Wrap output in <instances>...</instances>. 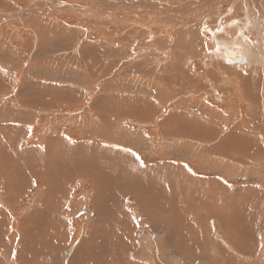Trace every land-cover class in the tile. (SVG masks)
Listing matches in <instances>:
<instances>
[{
	"label": "rangeland",
	"instance_id": "374dc122",
	"mask_svg": "<svg viewBox=\"0 0 264 264\" xmlns=\"http://www.w3.org/2000/svg\"><path fill=\"white\" fill-rule=\"evenodd\" d=\"M252 3H254V4H252ZM135 5H138V6H135ZM210 5H212V8L214 7L213 8L214 12L218 11L217 16L221 19L219 21V25L221 27H226V26L232 27L235 25L234 23H240V24L243 23L247 17L250 19V14H251L252 9L254 10L256 16H258V17L259 16L262 17L263 15H261V14L264 11V7H263L264 6V0H246V5L243 4L242 0H239V1L238 0H229V1H227V0H0V28H1L0 29V37H1L0 38V44H1L0 45V52H1L0 53V128H1V126L6 127L9 124V126H12V131H10L11 129L8 127H6V129L10 131V133H11L10 136L14 137V135L16 136L15 133H17V135H21V133H23V136H25V138L28 137V140H31L33 138L32 139L34 142L33 144L36 143V145L39 144L40 146L46 145V150H47V152H49L51 154V157L55 153H57L56 155H58L59 152H61L62 150H64V151H62L58 156L61 155V156L65 157L66 154L71 153L72 149H75V148H73L74 145H77V146L80 145L84 148H91V147L104 148L105 147L104 148L105 154H107L109 157L113 158L115 161L118 162V156L119 157L123 156L124 152H122V151H125L124 154H127L125 156H128V158L130 159V164H127L128 166H125V167H123V166L117 167L118 165L116 164V170L122 171V173L124 175H126L125 171H129V172L131 171L133 162H135L138 165L141 163H144V164L148 163V164H152V165L154 164V165H156L155 166V168H156L159 165V163H165V160H164L165 157L168 159L169 165H172L173 162L180 163L182 165L180 168L184 172L187 173V171L183 168V162H185V160H187V162H188L187 169L190 170L194 176L202 177V178H209V181L213 185H215V189H217L218 191L220 189L219 193L216 192V193H214V195L212 197H210L211 200H210V198L206 197V199L202 203L203 206L200 209H198L196 211V207H195V211L193 210V214L195 216L197 214V216H198V214H201V211H202V213H203L202 217H206L205 221H208V223L210 224V226L212 227V229L214 231H216L218 233L220 232L221 235L224 234V232L229 234V240H226L227 242H225V240H224L225 244L230 245V246H231V244L241 246L243 243L246 242V244L249 243L251 246H253L252 250L254 252H257L258 249L255 247H257L260 244V238H262L264 236V216H262L264 214V208H263L264 206L262 208H258V206H257V205H259V203L264 205V166H263L264 160L261 162H258V160L253 159L252 156L254 155L253 154L254 152L250 151L248 153V157L246 156L247 153H244L245 158H243L244 156L242 158L241 157H239V158L232 157L230 159L231 161L228 162L227 158L222 155V152H219V153L216 152L217 153L216 158L218 160L220 159V161L217 160V163L212 164L209 161V159L211 160L212 157L207 160L208 152L210 153V150L212 148L216 149V147H218V148H222V147L221 146H215L216 144H214L212 146L213 143L211 145H208V144L203 145L201 143H203V142L205 143L207 141L202 142L200 140V138H198L199 140H197V137H195L196 140H194L193 135H191L193 137L192 138L190 136V134H188V133L181 132L182 133L181 134V133L176 132L174 125H176L177 123L176 122L173 123V121L170 119L174 116H181L182 115L183 122L186 120H187L186 122H188V121L192 122L191 120H196V118H198V115L196 114V112L201 111V110H198V108H196L197 106H195V108H193L194 107L193 103L198 104L197 102H199V103L203 102L204 104H201L202 106H206V105L210 106V104H208L209 102H214L215 104H217V101L215 102V100H212L214 91L220 93L217 88L215 90V86H214V84H212L215 81L213 79L215 78L216 73H213L214 76L212 75V77L210 76V74L207 75L208 74L207 72L209 69H206V67L203 65V62H202L203 57L206 54V52L209 50V45H210L209 44V35L206 33V30L204 29V22H207L210 18H208V17L206 18L205 16L201 15V13L205 12V10L207 8H209L207 6H210ZM215 5H216V7H215ZM227 6L229 9L228 8L226 9ZM246 6L248 8V10H247L248 13L245 12V10L247 9ZM217 8L219 10H217ZM240 9H241V11H238ZM236 11H238V12H236ZM207 13H208V11H207ZM239 13H240V15H239ZM225 14H227L228 16ZM243 15L245 17H243ZM232 16L234 19L232 18ZM153 17H155V18H153ZM202 19H204V20H202ZM136 22H137V24H136ZM250 24H251V26L254 25V23L251 20H250ZM142 26H144V27H142ZM158 26L160 29L158 28ZM248 26L250 28V25H248ZM233 28L234 27H232V29ZM230 31H233V30H231V28H230ZM138 32H139V34H138ZM244 32H246V33H244V35H245L248 32H250V29L245 30ZM226 33H228L227 35H230L231 32H226ZM2 35L4 37H2ZM145 35H146V37H145ZM125 36H126V38H125ZM149 36H150L151 40L148 39ZM131 37H134V38H131ZM230 37H239V36H236V33L234 32V33H231ZM253 38H255V35L251 34L249 39L253 40ZM130 39H131V41H130ZM246 41H248V40H246ZM132 42H135V43H132ZM68 44H70V45H68ZM121 44H124V45L126 44V46L130 44L131 48L129 46V47H127V49L128 48H130V49L126 50V49H124L125 47ZM148 46H149V48H148ZM151 46L153 49H150ZM207 46H208V48H207ZM1 47L4 49L6 48L5 49L6 52ZM143 47H144V50H142ZM139 48H141V49L139 50ZM76 49H77V51H76ZM133 49H134V51H133ZM100 50H101L102 54H101ZM147 50H149V51H147ZM151 50H152V52H151ZM120 53L123 54L121 57L118 56V55H120ZM254 53H256L255 49H254ZM98 55H99V57H98ZM187 55L190 58H187L186 57ZM190 55H194V56H190ZM100 58H101V60H100ZM157 59L162 60L161 62L162 63L164 62L163 63L164 65L161 63L162 65L160 64V66H159L157 63ZM97 60H100V61H97ZM183 60H185V61H183ZM187 60H189V62ZM212 62H213V60H212ZM185 63H188V65L187 64L185 65ZM221 63H223V62H221ZM155 64H156V66H155ZM85 65H86V67H85ZM138 65H139V67H138ZM220 65L221 64H213L211 67H220ZM94 66H95V68H94L95 70H92ZM185 66H187V67H185ZM120 67L135 68L137 70L136 71L137 74L139 73L138 75H140L144 80L139 81L138 77L133 75V71H135V70H132V71L129 70V71H131V72H129L130 76H126V79H127L126 82L124 80L118 81L119 80L118 79V69ZM144 67H146L148 69L146 70V68L144 69ZM155 67H159V68H155ZM208 67H210V66H208ZM141 68L144 71L145 70L146 71L142 73ZM223 68L224 67H222L221 73L225 74L227 72V70L225 72V70H223ZM89 70H92V71H89ZM120 70H121V68H120ZM153 70L155 71V73ZM191 70H193V71H191ZM95 72L96 73L98 72V74H96ZM203 72H205V73H203ZM241 72H239L238 75L241 76ZM129 73H128V75H129ZM244 74H245L244 76L247 77V75H248V77H249L250 71L246 70ZM260 74L261 73H259V75ZM158 75H159V77H158ZM167 75L171 78H169ZM229 75H231L228 77V78H230V81H233L234 79H236V78H234L236 76V74L234 72H231ZM161 76L163 77V79H161ZM188 77H189V80H188ZM128 78H129V80H128ZM131 78H133V80ZM191 78H193V79H191ZM243 78L245 79V77H243ZM149 79H150V82L147 81ZM201 79H203L205 81H203ZM244 79H241V77H238V81L241 80L240 85H238V87H241L242 91L238 92L240 94H238L236 101L233 98V94H232V92L235 93L236 91L231 89L230 85H226V84L221 83L220 79L218 82L215 81L218 84L220 83L219 85L216 84L217 86L220 87L222 85L223 88L226 89L225 91L227 93L226 92L225 93L227 95L224 94L225 95L224 99H226V97L229 98V95L232 96V101H230V98H229L228 103H226V105L229 107L227 110L228 112L231 109L234 111L233 115L236 114V112H241V114H243V112H245V111H247L249 114V111H250L249 108H251V110H254L253 109V107H254V108H256V111H257V109H259V106H260V105L258 106V104H256V105L254 104L253 101H256V100H253L250 97L248 90L246 88V87L249 88V82H245L246 80H244ZM162 80H164V81H162ZM260 80L261 79H259V80L256 79L254 81L259 82ZM146 81L148 83H151V85H149L148 88L153 91L152 93L155 94L151 98L152 103H153V100L155 102L159 99L157 101V105L159 104L158 105V114H156L153 117V119H150L151 121H149V125L151 124L150 125L151 127L145 128L144 126H142L140 128L139 125H137L135 123L136 120H133L131 118H129V119L128 118H122L124 120L120 121V124L118 127L117 126V124H118V120H117L118 119V105H117V107L114 105H111L109 107V109H110L109 111L111 113L109 112L107 114H106V112L108 111V109L105 110L103 108V106L110 105V104H108V102L118 104V101H119L118 98L123 96V93H121V89L126 86V84H123V83H129V84L131 83L130 86L127 85V87L129 89L125 88L129 92V90H131L130 88H133L136 85V83L137 84H139L140 82L146 83ZM132 82L134 84H132ZM209 82H211V84ZM166 83H168V86H164V85H166ZM192 84H194L195 86ZM244 84H245V86H244ZM156 85H158V88ZM159 85L164 86V87H160ZM191 85H192V87H191ZM213 86H214V89H213ZM224 86H226V88ZM228 86H230V87H228ZM23 87H25V89L27 91L23 90ZM197 87L199 89H197ZM29 88H30V90H29ZM136 88L141 89L142 85H137ZM208 88H210V89H208ZM32 89H33V91L35 90V92H38V91L39 92L34 95V92L32 93ZM160 89H161V93H159ZM45 90H46V92H45ZM61 90H63L62 95L63 96L65 95L64 97L66 99H64L63 96L62 97L59 96L60 98H57V95L59 94V92ZM189 90H192V92L194 90V94L188 93ZM195 90H197V91L195 92ZM239 90L240 89H237V91H239ZM23 91H26V92L23 93ZM28 91H29V93H27ZM209 92H210L211 99L209 98V94H208ZM44 93H47V94H44ZM24 94H25V96H24ZM66 94H68V95H66ZM130 94H129V96H130ZM243 94H244V97H247L246 99H249V100H246L243 97ZM255 94H256V92H255ZM133 95L136 96L137 94L134 93ZM161 96H163V98H161ZM165 96H166V98H165ZM172 96H174L175 100ZM111 97L113 100L111 99ZM203 97H204V99H202ZM214 97L216 98L215 95H214ZM131 98H132V96H131ZM171 98H172V100H171ZM196 98L198 100H196ZM105 99H107V100H105ZM250 99L252 102L250 101ZM85 100L88 102V103H86V105H85ZM145 100L143 103L149 104L148 100H146V101ZM30 101H32L33 103ZM41 101H43V102L39 103ZM149 101H150V99H149ZM187 101L188 102L190 101V102L187 103ZM28 102L31 103V105L33 107L30 106L28 104ZM57 102L60 103L59 106H57L58 105ZM80 102H83V104ZM223 102L224 101H222V100L218 101V103H220V104H222ZM54 103H55V107H53ZM258 103H259V101H258ZM62 104L64 105L63 108H62V106H63ZM73 104H75V105H73ZM76 104L77 105L79 104V105L76 107ZM145 104H143V105H145ZM180 104H181V106H180ZM220 104H217V105H220ZM249 104L251 105V107L249 106ZM60 105H62V106H60ZM70 105H71V107H69ZM92 105H94V106H92ZM98 105L100 106V108L104 109V110L101 109L102 116H101L100 112L97 110V108L99 107ZM234 105H235V108L233 107ZM47 106H50L49 109ZM65 106L69 107V108H66ZM80 106H81V108H80ZM82 106H85L84 109H82L83 108ZM172 106H174V107H172ZM72 107H73V109H72ZM95 107H96V109H95ZM57 108H59V109H57ZM85 108H88V109H85ZM100 108H99V110H100ZM112 109L114 110V113H113ZM57 110L59 112H57ZM87 111H88V113H87ZM177 111H179V112H177ZM256 111H254V112H256ZM257 112H258L257 115L259 117V110ZM115 113H117V114H115ZM175 113H177V114H175ZM178 113H179V115H178ZM192 113L194 115H192ZM170 114H171V116H169ZM241 114L238 116V118L241 119L239 121H243ZM112 115H117V116H115L114 120L112 117H108L109 119L105 117L106 122L104 121L103 116H112ZM81 116H84L83 117L84 119L81 118ZM161 116H163V117H161ZM59 117H61L62 119ZM194 117H196V118H194ZM85 118H87L88 120ZM92 118H94V119H92ZM99 119H101V120H99ZM59 120L62 122H60ZM115 120H117V121L115 122V124H112V127L108 126L109 124L111 125V122H113ZM125 120H127V121H125ZM239 121H236L235 125H239L238 124ZM247 121H248V119H247ZM101 122H103L104 125L108 124L107 129L105 128V126L102 127L101 124H103V123H101ZM99 123H100V125H99ZM203 124H204V122H203ZM83 125H84V127H83ZM89 125H91V126H89ZM92 125H93V127H92ZM256 125H257V122H256ZM85 126L86 127L89 126V127L86 128ZM133 126H135V127L133 128ZM172 126H173V128H172ZM204 126L206 128H208L212 125H210V124L205 125L204 124ZM18 128H19V130L16 131ZM142 128H143V130H142ZM51 129H52V131H51ZM104 129H106V130H104ZM151 129H152V131H151ZM112 130H114V131H112ZM161 130H163V131H161ZM37 131H38V133H37ZM57 131H59V134H57L58 133ZM241 131L244 132L247 136H249L250 139H252L256 143V146L260 148L259 153L260 152L264 153V141L260 140V137L258 134L252 132V130H250L251 132L250 131L245 132L243 129H241ZM109 132H111V133H109ZM131 132H133V133H131ZM108 133L111 134L110 137H109ZM126 133H129V135ZM250 133H252V134H250ZM116 134H118V135H116ZM137 134L140 137H138ZM180 134H181L182 138H181ZM141 135H143V137L145 138L143 140H145L146 142L142 141ZM126 137H129L127 139L131 140L132 142L127 140ZM256 137L258 138V140ZM99 138H101V139H99ZM119 138L121 139V141L119 140ZM16 139H17V137H16ZM116 139H117V141H116ZM50 140H51V142L48 143ZM59 141H62V142L64 141V142L59 143ZM80 141H81V143H80ZM147 141H148V143H147ZM200 141H201V143H200ZM67 142H68V144H67ZM121 142H123L122 146H121ZM134 142H136L137 144ZM195 142L199 144L200 150L198 149L199 147ZM45 143H48V144H45ZM56 143H57V145H56ZM118 143H119V145H118ZM107 144H109V146ZM187 144H190V145H187ZM200 144H201V146H200ZM49 145H50V147H49ZM51 145H53V146H51ZM55 145H56V147L59 145L62 146V149L61 150L55 149ZM202 146H207V148L205 149L203 147L204 148V151H203L202 150L203 148H201ZM254 147H255V145H254ZM112 148H113V150H115L114 152H113ZM126 148L128 150H126ZM208 148H209V150H207ZM252 148L253 147L251 146L250 150H252ZM170 149H172V150H170ZM230 149H232V147H230ZM158 150H159V152H158ZM67 151H70V152L67 153ZM191 151H197V155L199 154V156L194 155ZM116 152H118L117 155H116ZM190 152L192 153V155ZM62 153H65V154L62 155ZM121 153H122V155H121ZM128 153H130V154L128 155ZM188 154H190V155H188ZM209 155H211V153ZM78 156L80 157L79 161H77V159H76V157H78ZM262 156H264V154ZM71 157H73L72 162L74 160H75L74 162H76V161H77V163L79 162L78 166L76 168L77 170H82V171H84L85 169L89 170L88 174L91 175L92 180L99 181V180H101L100 179L101 177L103 178L104 175H108L110 173V171L114 170L113 167L109 168V164L106 163V160H107V162H110V160L107 157L104 158L105 156L104 157L101 156L100 159H102V160L100 162L94 163L96 166V167L95 166L94 167L96 169L94 167H92L90 163L86 162L87 160H89L92 157V155H90V152H75V153L71 154L70 157H68V158L66 157V158L71 159ZM195 157H197V158H195ZM0 158H1L0 159V163H1L0 166L2 164H3L2 167H4V164H5V166L11 165L12 166L11 169L12 170L15 169L14 171H11V172L16 173V168H14V167H16L17 165H15V164H13L15 166H13L12 164L6 165V163L5 162L3 163V161H2L3 159L1 157V155H0ZM7 159H9V158L7 157ZM133 159H135V161ZM239 159H241V160L237 161ZM68 161L69 160H66V162H67V164L65 163L66 167H65V165H63V167H65V170H66V172H64V173H66V174L73 172V170H72L73 166L70 163H68ZM97 161H98V159H97ZM123 161H125V158ZM123 161H122V163H124ZM191 161H195L199 166L189 164ZM232 161H233V163H232ZM47 162H49V161H47ZM207 162H208V164H206ZM17 163L20 165V167L22 166L21 168L25 167L22 165L23 163H25L24 161H19ZM225 164L228 165V166L226 165L227 166L226 171H222V170H221V172H219V171L214 172L213 171V173H211L210 176L207 173V171L209 170L208 167H210V165H214V166L218 167L217 170H219V169H222V167L225 168L226 166H223ZM260 164H261V166H260ZM98 165H100V166H98ZM107 165H108V167H107ZM38 166H40V165H38ZM41 167L45 168L46 170L44 169V172L41 171V173L35 174V176H32L33 178H30L29 175H27V176L23 175V177H25V178L20 177V179L25 181L24 185L22 187L23 191H25V192L20 190L21 194H17V197L12 196L8 192V190H2L3 188H1L2 186H0V193L2 192L0 194V198H3L2 204L4 205L3 207L0 205V207H2L0 210L1 211L0 212V218H1L2 214H4V213L7 214L10 211H12L13 219L16 220L15 223L18 225L17 229H15V231L17 233L14 231L15 234H18L21 232L20 229L24 223H26L25 225H27V223H28L27 226L31 228V226H34V227L43 226L44 224H46L45 222L53 223L56 220L55 221L56 223L54 222L53 224L56 227H59L61 225V226H63L64 229L60 226L59 228H57V230L59 229L58 233H54L53 231H51L53 235L55 234L54 239H55V242L57 243V244L54 243L55 244L54 245L55 246V254H53L52 258H49L47 256L46 257L42 256V258H39V259L31 258L30 260H28V263H25L24 261H21L17 258V262L15 263L14 259H16V258H13V256L15 257L17 255V251L14 249V246H15V248L19 249V247L21 245V240L20 241L16 240V245L14 244V246H13L12 231L9 230L10 231V233H9L8 227H6V229L4 228L3 231L5 230V233H3V235L1 234L0 238H2V236H3V238H6V236H8L9 240L7 242H5L7 244H2V246L0 247V256H4V257L8 258L7 256L9 255V253H13L12 257H10L12 261H9L7 264H10V263L11 264H18L19 261H20L19 262L20 264H53V263H51L52 261H55L56 264H61V263L63 264V262H65L64 264H66V263L69 264L70 259L73 260L74 257H77L78 252L80 251L81 247L88 246L87 242L86 241L84 242V240L88 241L91 238L92 239L94 238L95 239L94 245H95V244H98L99 242H101V240H102L101 238L105 236L106 230H109V231H107L108 235H114V232H118V227H116V228L110 227V229L107 227V225H109V223H111L110 218L108 219V221L106 223L104 218H103L104 216L101 218L99 216H95L96 210L94 209V206L92 205V203H90V200H85L86 195L89 194L87 191L92 193V195L94 193L92 188L88 187V184L86 182L84 183L82 188L79 187L76 191H74V194L71 193L68 196V198H69V200L67 201L68 206H67V208H65L62 216L67 215V214L68 215L64 216L65 219L63 221L59 222L57 219V216H58V214H60V210L58 211L55 207L56 190L51 189V191H49L48 194L45 192V189L50 187L49 183H50V179H51V176H49L50 173H47V169L52 172V175H53L52 178L53 179L56 177V175L58 173H57V171H54L53 169L50 170L49 165H48V167L46 165H45V167L41 165L40 168ZM229 169L232 172L231 171L229 172ZM238 171H242V172L244 171L245 173H247L246 175H248L249 178H246V176H243V175L239 176L242 172L237 174ZM34 173H36V172H34ZM34 173L32 171L31 175H34ZM45 174H48L47 177ZM59 174H60V172H59ZM228 174L230 176H227ZM43 175H45V177ZM85 175H87V174H85ZM225 175H226V177H225ZM231 178H232V180H231ZM8 179H10L9 176L6 178L0 177V184L9 183V182H12L14 180L12 178V180L8 181ZM27 179H28V181H27ZM48 181H49V183H48ZM136 181L143 183V181H139V180H136ZM58 183H59V181H58ZM58 183L56 184V186L58 185ZM224 183H226V184H224ZM75 185L76 184H73L72 188H74ZM192 185H194V184H191L190 187H186V188L194 189L195 186L197 187V185H194V186H192ZM179 186H181V184H179ZM32 187L34 188V190ZM36 187H38V188H36ZM35 189L38 191H40L39 189H41V191L38 192ZM226 189H230L231 194H229L228 190H226ZM249 189H251L252 192H248ZM182 190L183 189H180L178 187V194L176 195V199H178ZM221 190H223V191H221ZM136 191H137L136 188H134L132 190V192H136ZM170 191L171 190H169L168 193H170ZM22 194H24V195H22ZM32 194L33 195L35 194V195L33 196ZM49 194H50V197L52 199H55V200L49 201L50 207L47 211H45L46 210L45 200H47ZM136 194H137V192L134 194L135 198H133L134 196L131 197L127 203L128 205H126V206H128V208L131 211H132V209L135 211L133 213V215L130 214L131 218L133 219L132 222L135 219L136 222L141 224V223H144V222H142L143 218L145 221L147 219H149L147 221V224L149 226L150 232H145V230L148 227L144 228V229L140 228L137 232L133 231L136 229V228H134L132 230L133 231L132 233H133V237H134V243H135V241H138V244L135 243V245L138 249H134L131 252L129 249V251H127L126 253L121 252V254L118 255V259L121 260L122 262H124V264H133L134 260L138 261L139 264H170V263H167V261L169 260V258L172 255V256H175L172 259V262L176 261V262H174V264H179L180 262H181L180 264H196L195 260H194L195 249L193 250L192 246L191 247L187 246L188 248H185V249L181 248V250H184V253H182V254H179L176 251L170 250V248H169V250H170V252H169L163 246L164 245L163 243H165V241L168 242L169 234H170L169 233V227H171L168 225V222L166 221L167 217L161 215V216H157L155 219L154 215L152 216V218H150V217H145L144 215L139 213L137 211L138 204L136 203L137 202L136 199H137V196H142V194L141 195H136ZM171 194L172 193L169 194V198H170ZM18 195L20 198L18 197ZM167 196H165V198ZM151 198L152 197L149 195L148 199H151ZM225 200H227V201H225ZM182 202H183V204H181V205L184 208V206L186 204H185V201H182ZM5 203H7V204H5ZM189 204L192 207L193 203L188 202V205ZM87 206H92L91 210L89 211L90 214H88L86 217L87 220L76 221V222L73 221V219H74L73 215H76L75 220H79L81 217L86 216V211H88L86 208ZM128 208H127V210H128ZM252 208H254L253 211H251ZM255 208H257L256 212H255ZM9 209H10V211H8ZM80 209H83L82 210L83 212ZM254 212L256 214L258 213V215L253 214ZM261 212H263V214H260ZM36 213H38V214H36ZM39 213L42 215H40ZM134 215L136 218L134 217ZM137 216H139V217L137 218ZM45 217H46V220H45ZM66 217L67 218L69 217V219H67ZM27 218H29V219H27ZM154 219H155V221H153ZM254 219H256L255 221H258V223L256 222L258 227L254 225V221H253ZM38 221H42V223L38 222ZM86 221H87V223H86ZM57 222H59V223H57ZM73 222H75V223H73ZM98 222L102 225L101 226L102 232L99 233L100 235H96L97 237L96 236L94 237V235H95L94 232L96 229V225H98ZM39 223H41V224H39ZM243 223H248L250 228L248 227L247 224H243ZM57 224H59V225L57 226ZM80 228H82V229H80ZM203 228H207V226H205V227L197 226L194 230H192V232H194L192 234V238L195 239L197 242L201 243L202 245H203V240L200 237V233H202V230H204ZM253 229H257L256 235H252V233L250 232V230H253ZM59 231H60L61 235H60ZM65 231L67 232L68 236L65 234L66 233ZM73 234H74V237H73ZM9 236H11V237H9ZM59 236L60 237L62 236V237L60 238ZM150 236H151V238H150ZM224 236H225V234H224ZM67 237H68V243H67ZM69 237H70V239H69ZM80 237L82 238V240ZM89 237H91V238L89 239ZM148 237L152 241L155 239H159V241H158L159 243H157V244H155L154 241L152 242L153 243L152 249L154 251L156 250V253L153 255L152 258L146 256V253H145V251L150 250V249H145V246H144V244H146V238H148ZM65 238H66V240H65ZM71 238H72V240H71ZM58 240L59 241L61 240V241L59 242ZM262 240H263V238H262ZM18 242L20 244H18ZM61 242H63L64 245H62L63 243L60 244ZM85 244H86V246H85ZM201 244H200V246H197L196 248H200ZM49 245H50V247L52 246V244L47 243L46 247L50 248ZM141 245H143V247ZM64 246H66V247H64ZM12 249H14V250L12 251ZM163 249L165 250L164 256H162L163 255ZM14 251H16V252H14ZM168 252H169V254H168ZM185 253H186V255H185ZM73 254L75 255L74 257H73ZM166 257H168V258L166 259ZM100 259H104V258L101 257ZM152 259H153V262H152ZM198 260H199L198 261L199 263H197V264H202L201 263V255L199 256ZM263 260H264V254L260 255L259 260H258V256L253 255L251 262H253L252 264H254V263L255 264H257V263L262 264ZM259 261H260V263H259ZM94 262L95 261H91V262H88V264H90V263L91 264L92 263L97 264V262L96 263H94ZM0 264H4V263H0ZM101 264H105V263H101Z\"/></svg>",
	"mask_w": 264,
	"mask_h": 264
},
{
	"label": "bare ground",
	"instance_id": "6f19581e",
	"mask_svg": "<svg viewBox=\"0 0 264 264\" xmlns=\"http://www.w3.org/2000/svg\"><path fill=\"white\" fill-rule=\"evenodd\" d=\"M229 1V0H227ZM239 1V0H238ZM201 2V1H200ZM218 2V1H217ZM243 4L246 5V0H242ZM51 3V2H50ZM220 3V2H219ZM222 3V2H221ZM250 3V2H249ZM257 3V2H256ZM254 4V3H252ZM259 4V3H258ZM203 5V4H202ZM231 5V4H230ZM234 5V4H233ZM261 5V4H260ZM135 6H138V5H135ZM211 6V7H210ZM210 6H207L209 8H207L205 10V12H202L201 15L205 16L206 18H210L207 22H204V29L206 30V33L209 35V50L206 52V54L204 55L203 57V65L206 67V69H209L208 70V74H210V76L212 77L213 73H216L215 75V78L213 80L215 81H221V83L223 84H226V85H230L231 86V89L235 90L236 92L233 93V98L237 99L238 97V92H241L242 91V88L241 87H238V85H240V81H238V77H241V79H244L243 77H245L244 80H246L245 82H249V88H247L248 90V93L250 95V97L253 99V100H256V101H253L254 104H258L259 106V109H257V111L259 110V117L257 115V111H256V108L253 107L254 110H251V108H249V114L247 111L243 112V114H241V112H236V114L233 115L234 111L231 109H229L230 111L228 112V106L226 105V103H228V100L230 98V101H232V96L229 95V98L226 97V99H224V94H226L227 92L225 91L226 89L223 88V86L221 85L220 87L217 86L215 81L212 83L214 84L215 86V90L216 88L219 90L220 93L216 92V91H212L213 92V98L212 100H215V102L217 101V104H220L218 103V101H224L222 104L220 105H217L215 104L214 102H209L208 104H210V106H202L201 104H204L203 102L202 103H199L197 102L198 104L196 103H193L194 107L197 106L196 108H198V110H201V111H198L196 112V114L198 115V118H196V120H191L192 122L188 121H184L183 122V117L182 115L181 116H174L172 118H170L173 123H177L176 125H174V128H175V131L178 132V133H181V132H185V133H188L191 135L194 136V140L195 137H197V140H199L198 138H200V140L203 142V141H207V142H203L200 143L201 144H208V145H211L212 143V146L214 144H216L215 146H221L222 148H218L216 147L215 148H212L210 150V153L211 155H209L210 153L207 151L209 150V148L206 150L208 152V156H207V160L209 158L212 157V159L209 161L214 164V163H217V158H216V154L219 153V152H222V155L224 157L227 158L228 162L231 161L230 159L232 157H243L245 154L244 153H247V157H248V153L251 151H253L254 155L252 156L253 159H256L258 160V162H261L264 160V156H262L264 153H259L260 151V148L256 146V143L249 138V136H247L244 132L241 131V129H243L245 132H248L250 130H252V132L256 133L259 135L260 137V140L261 141H264V11L261 15H263L262 17H258L256 16L254 10L252 9L251 10V14H250V19L247 17L246 20L243 22V23H234L232 27H234L232 29V27L230 26H226V27H221L219 25V21L221 20L218 16H217V12L215 11L214 12V7L212 8V5ZM242 6V5H241ZM250 6V5H249ZM255 6V5H254ZM216 7V5H215ZM235 7V6H234ZM252 7V6H251ZM257 7V6H256ZM264 7V6H263ZM193 8V7H192ZM228 8V6L226 7V9ZM247 8V6H246ZM261 8V7H260ZM209 9V10H208ZM229 9V8H228ZM237 9V8H236ZM196 10V9H195ZM217 10H219L217 8ZM233 10V9H232ZM248 8L245 10V12L248 13ZM150 11V10H149ZM208 11V13H207ZM238 11H241L238 10ZM236 11V12H238ZM243 11V10H242ZM201 12V11H200ZM244 12V13H245ZM154 13V12H153ZM174 13V12H173ZM190 13V12H189ZM220 14V13H219ZM236 14V13H235ZM155 15V14H154ZM177 15V14H176ZM192 15V14H191ZM190 15V16H191ZM223 15V14H222ZM227 15V14H225ZM240 15V13H239ZM247 15V14H246ZM249 15V14H248ZM178 16V15H177ZM180 16V15H179ZM193 16V15H192ZM228 16V15H227ZM152 17V16H151ZM196 17V16H195ZM221 17V16H220ZM243 17H245L243 15ZM155 18V17H153ZM158 18V17H157ZM156 18V19H157ZM163 18V17H162ZM203 18V17H202ZM233 18V16H232ZM242 18V17H241ZM164 19V18H163ZM188 19V18H187ZM234 19V18H233ZM244 19V18H243ZM139 20V19H138ZM201 20V19H200ZM204 20V19H202ZM227 20V19H226ZM231 20V19H230ZM250 20L254 23L253 26H251L250 24ZM152 21V20H151ZM159 21V20H158ZM232 21V20H231ZM126 22V21H125ZM184 22V21H183ZM123 23V22H122ZM135 23V22H134ZM148 23V22H147ZM152 23V22H151ZM172 23V22H171ZM180 23V22H179ZM186 23V22H185ZM223 23V22H222ZM137 24V22H136ZM155 24V23H154ZM177 24V23H176ZM192 24V23H191ZM221 24V23H220ZM231 24V23H230ZM122 25V24H121ZM143 25V24H142ZM159 25V24H158ZM172 25V24H171ZM179 25V24H178ZM186 25V24H185ZM184 25V26H185ZM228 25V24H227ZM250 25V28L249 26ZM150 26V25H149ZM163 26V25H162ZM174 26V25H173ZM172 26V27H173ZM180 26V25H179ZM182 26V25H181ZM144 27V26H142ZM147 27V26H146ZM168 27V26H167ZM186 27V26H185ZM30 28V27H29ZM43 28V27H42ZM151 28V27H150ZM159 28V26H158ZM163 28V27H162ZM230 28L231 30L233 31H230ZM1 29V28H0ZM126 29V28H125ZM143 29V28H142ZM160 29V28H159ZM250 29V32H248L247 34L244 35V32L245 30H248ZM122 30V29H121ZM153 32V31H152ZM226 32H231V33H236V36H239V37H230L231 36V33L230 35H227L228 33ZM3 33V32H2ZM43 33V32H42ZM151 33V32H150ZM226 33V34H225ZM49 34V33H48ZM47 34V35H48ZM139 34V32H138ZM255 35V38H253V40L249 39L250 35ZM122 36V35H121ZM169 36V35H168ZM2 37H4L2 35ZM120 37V36H119ZM146 37V35H145ZM192 37V36H191ZM1 38V37H0ZM126 38V36H125ZM124 38V39H125ZM131 38H134V37H131ZM121 39V38H120ZM129 39V38H128ZM150 39V36L149 38ZM158 39V38H157ZM3 40V39H2ZM52 40V39H51ZM119 40V39H118ZM145 40V39H144ZM143 40V41H144ZM151 40V39H150ZM186 40V39H185ZM248 40V41H246ZM4 41V40H3ZM131 41V39H130ZM2 42V41H1ZM127 43V42H126ZM132 43H135V42H132ZM172 43V42H171ZM174 43V42H173ZM1 45V44H0ZM3 45V44H2ZM70 45V44H68ZM86 45V44H85ZM123 45L124 49L128 50L131 48V45H127L126 44H121ZM139 45V44H138ZM80 46V45H79ZM127 49V47H129ZM133 46V45H132ZM144 46V45H143ZM4 47V46H3ZM83 47V46H82ZM2 48V47H1ZM78 48V47H77ZM122 48V47H121ZM149 48V46H148ZM185 48V47H184ZM194 48V47H193ZM208 48V46H207ZM4 49V48H2ZM6 49V48H5ZM4 49V51H5ZM120 49V48H119ZM137 49V48H136ZM141 48H139L140 50ZM150 49H153L152 46L150 47ZM183 49V48H182ZM196 49V48H195ZM204 49V48H203ZM254 49L256 50V53H254ZM75 50V49H74ZM144 50V47L143 49ZM187 50V49H186ZM205 50V49H204ZM207 50V49H206ZM36 51V50H35ZM77 51V49H76ZM119 51V50H118ZM134 51V49H133ZM132 51V52H133ZM138 51V50H137ZM149 51V50H147ZM193 51V50H192ZM6 52V51H5ZM4 52V53H5ZM101 52V50H100ZM99 52V53H100ZM152 52V50H151ZM187 52V51H186ZM1 53V52H0ZM3 53V54H4ZM97 53V52H96ZM137 53V52H136ZM149 53V52H148ZM157 53V52H156ZM102 54V52H101ZM160 54V53H159ZM196 54V53H195ZM97 55V54H96ZM123 54L120 53V55L118 56H122ZM149 55V54H148ZM168 56V55H167ZM190 56H194V55H190ZM20 57V56H19ZM99 57V55H98ZM187 58H190L188 55L186 56ZM102 58V57H101ZM100 58V60H101ZM105 58V57H104ZM130 58V57H129ZM184 59V58H183ZM192 59V58H191ZM100 60H97V61H100ZM166 60V59H165ZM164 60V61H165ZM190 60V59H189ZM189 60H187L189 62ZM213 60V62H212ZM53 61V60H52ZM96 61V62H97ZM103 61V60H102ZM128 61V60H127ZM143 61V60H142ZM162 60L160 59H157V63L158 65L160 66V64L162 63L161 62ZM185 61V60H183ZM186 61V62H187ZM129 62V61H128ZM181 62V61H180ZM223 62V63H221ZM236 62V63H234ZM26 63V62H25ZM164 63V62H163ZM162 63V64H163ZM184 63V62H183ZM95 64V63H94ZM93 64V65H94ZM152 64V63H151ZM161 64V65H162ZM171 64V63H170ZM188 65V63H185V65ZM201 64V63H200ZM213 64H221L220 67H211ZM82 65V64H81ZM92 65V66H93ZM128 65V64H127ZM164 65V64H163ZM27 66V65H26ZM25 66V67H26ZM97 66V65H96ZM100 66V65H99ZM156 66V64H155ZM166 66V65H165ZM164 66V67H165ZM210 66V67H208ZM86 67V65H85ZM139 67V65H138ZM162 67V66H161ZM187 67V66H185ZM222 67L223 70H227V72L230 74L231 72H234L236 74V76L234 78L233 81H230V78H228L229 75L227 72L225 74L221 73L222 72ZM23 68V67H22ZM92 68V67H91ZM95 66L93 67L92 70H95L94 69ZM121 68V70H120ZM118 69V81L120 80H124L126 82V76H130V73L132 70H135L133 71V75L138 77L139 81L140 80H144L140 75L137 74V70L135 68H128V67H120ZM146 67H144L145 69ZM155 68H159V67H155ZM97 69V68H96ZM148 68H146L147 70ZM189 69V68H188ZM92 70H89V71H92ZM131 70V71H129ZM145 70V71H146ZM152 70V69H151ZM248 70L250 71V74H249V77L247 75L244 76L245 74V71ZM142 68H141V72H145ZM154 71V70H153ZM157 71V70H156ZM193 71V70H191ZM242 71V72H241ZM239 72H241V76L238 75ZM58 73V72H57ZM96 73V72H95ZM106 73V72H105ZM117 73V72H116ZM129 73V75H128ZM155 73V71H154ZM158 73V72H157ZM205 73V72H203ZM202 73V74H203ZM221 73V74H220ZM259 73H261L259 75ZM86 74V73H85ZM98 74V72L96 73ZM169 74V73H168ZM205 74V75H206ZM22 75V74H21ZM95 75V74H94ZM154 75V74H153ZM160 75V74H159ZM158 75V77H159ZM170 75V74H169ZM195 75V74H194ZM193 75V76H194ZM234 75V74H233ZM116 76V75H115ZM163 76V75H162ZM161 76V79H163V77ZM168 76V75H167ZM197 76V75H196ZM214 76V75H213ZM169 77V76H168ZM199 77V76H198ZM254 80H259L261 79L259 82L258 81H254ZM156 78V77H155ZM171 78V77H169ZM205 78V77H204ZM133 80V78H131ZM160 79V78H159ZM160 79V80H161ZM193 79V78H191ZM207 79V78H206ZM233 79V78H232ZM129 80V78H128ZM131 80V81H132ZM135 80V79H134ZM137 80V79H136ZM188 80H189V77H188ZM187 80V81H188ZM203 80V79H201ZM150 82V79L147 80ZM146 81V83H139L133 87V88H130L131 90H128L125 89V88H128L127 85L130 86L129 83H123V84H126V86L124 88L121 89V93H123V96L122 97H119V101H118V104L117 103H109L110 105H106V106H103V108L105 110L108 109V111L106 112L109 113L110 109L109 107L111 105H114L117 107L118 105V124L117 126L119 127V124H120V121L124 120L122 118H131L133 120H136V124L139 125V127L141 128L142 126H144L145 128H150L151 124L149 125V121H151L150 119H153V117L158 114V105H157V101L154 102L153 100V103H152V97L155 95L154 93H152L153 91L150 90L148 87L149 85H151V83H148ZM164 81V80H162ZM166 81V80H165ZM205 81V80H203ZM208 81V80H207ZM75 82V81H74ZM81 82V81H80ZM96 82V81H95ZM98 82V81H97ZM186 82V81H185ZM244 82V81H243ZM12 83V82H11ZM86 83V82H85ZM90 83V82H89ZM103 83V82H102ZM107 83V82H106ZM157 83V82H156ZM160 83V82H159ZM165 83V82H164ZM184 83V82H183ZM188 83V82H187ZM186 83V84H187ZM211 84V82H209ZM94 84V83H93ZM98 84V83H97ZM132 84H134L132 82ZM220 84V83H219ZM218 84V85H219ZM242 84V83H241ZM246 84V83H245ZM244 84V86H245ZM90 85V84H89ZM103 85V84H102ZM137 85H142V88L141 89H137ZM194 85V84H192ZM191 85V87H192ZM247 85V84H246ZM154 86V85H153ZM157 88H158V85H156ZM160 86V85H159ZM164 86H168V83H166V85ZM164 86H160V87H164ZM195 86V85H194ZM214 86H213V89H214ZM228 86V87H230ZM243 86V87H244ZM16 87V86H15ZM141 87V86H140ZM226 88V86H224ZM13 88V87H12ZM28 88V87H27ZM48 88V87H47ZM98 88V87H97ZM211 88V87H210ZM208 88V89H210ZM18 89V88H17ZM42 89V88H41ZM56 89V88H55ZM129 89V88H128ZM162 89V88H161ZM161 89H160V92L161 93ZM188 89V88H187ZM191 89V88H190ZM197 89H199L197 87ZM237 89H240L239 91H237ZM23 90H26L25 87H23ZM30 90V88H29ZM96 90V89H95ZM101 90V89H100ZM165 90V89H164ZM205 90V89H204ZM229 90V89H228ZM227 90V91H228ZM21 91V90H20ZM27 91V90H26ZM26 91H23V93H25ZM44 91V90H43ZM42 91V92H43ZM79 91V90H78ZM148 91V92H147ZM166 91V90H165ZM164 91V92H165ZM197 90H195L196 92ZM34 92V95L37 94L38 92H35V90L33 91L32 89V93ZM46 92V90H45ZM226 92V93H225ZM256 92V94H255ZM29 93V91L27 92ZM26 93V94H27ZM48 93V92H47ZM47 93H44V94H47ZM131 93V94H130ZM136 93L137 95L134 96L133 94ZM174 93V92H173ZM188 93L190 94H194V90L192 92V90H189ZM31 94V93H30ZM43 94V93H42ZM63 90H61L59 92V94L57 95V98H60L62 97L63 95ZM99 94V93H98ZM130 94V96H129ZM167 94V93H166ZM187 94V93H186ZM209 94V98L211 99L210 97V92L208 93ZM207 94V95H208ZM246 94V93H245ZM51 95V94H50ZM68 95V94H66ZM188 95V94H187ZM214 95L216 96V98L214 97ZM227 95V94H226ZM25 96V94H24ZM33 96V95H32ZM49 96V95H48ZM60 96V97H59ZM65 96V95H64ZM63 96V97H64ZM74 96V95H73ZM86 96V95H85ZM132 96V98H131ZM185 96V95H184ZM191 96V95H190ZM36 97V96H35ZM50 97V96H49ZM56 97V96H55ZM54 97V98H55ZM88 97V96H87ZM91 97V96H90ZM106 97V96H105ZM104 97V98H105ZM109 97V96H108ZM174 98V96H172ZM201 97V96H200ZM243 97H244V94H243ZM41 98V97H40ZM43 98V97H42ZM51 98V97H50ZM71 98V97H70ZM96 98V97H95ZM161 98H163V96H161ZM166 98V96H165ZM194 98V97H193ZM208 98V99H209ZM245 99L247 97H244ZM21 99V98H20ZM33 99V98H32ZM45 99V98H44ZM64 99H66L64 97ZM69 99V98H68ZM90 99V98H89ZM112 99V97H111ZM148 100L149 104H145L143 103L144 100ZM150 99V101H149ZM177 99V98H176ZM200 99V98H199ZM204 99V97L202 98ZM83 100V99H82ZM91 100V99H90ZM107 100V99H105ZM113 100V99H112ZM145 100V101H146ZM172 100V98H171ZM175 100V98H174ZM192 100V99H191ZM196 100H198L196 98ZM211 100V101H212ZM246 100H249V99H246ZM67 101V100H66ZM77 101V100H76ZM101 101V100H100ZM116 101V100H115ZM178 101V100H177ZM181 101V100H180ZM186 101V100H185ZM200 101V100H199ZM202 101V100H201ZM251 101V99H250ZM259 101V103H258ZM32 102V101H30ZM43 101L39 102V103H42ZM51 102V101H50ZM60 102V101H59ZM107 102V101H106ZM190 102V101H189ZM187 101V103H189ZM192 102V101H191ZM238 102V101H237ZM252 102V101H251ZM33 103V102H32ZM56 103V102H55ZM55 103H54V106L55 107ZM58 103V102H57ZM78 103V102H77ZM83 104V102H80ZM86 103H88L86 100H85V105ZM28 104L30 106L31 103L28 102ZM36 104V103H35ZM60 103H58L57 106H59ZM104 104V103H103ZM145 104V105H143ZM186 104V103H185ZM251 104V103H250ZM249 104V106L251 107V105ZM46 105V104H45ZM49 105V104H48ZM51 105V104H50ZM53 105V104H52ZM63 105V104H62ZM60 105V106H62ZM75 105V104H73ZM79 105V104H78ZM76 104V107L78 106ZM81 105V104H80ZM95 105V104H94ZM92 105V106H94ZM161 105V104H160ZM166 105V104H165ZM239 105V104H238ZM246 105V104H245ZM56 106V107H57ZM99 106V105H98ZM181 106V104H180ZM248 106V107H249ZM33 107V106H32ZM48 109L50 106H47ZM64 107V105L62 106V108ZM66 107V106H65ZM71 107V105L69 106ZM69 107H66V108H69ZM75 107V106H74ZM84 109L85 106H82ZM115 107V108H116ZM174 107V106H172ZM192 107V106H191ZM235 108V105L233 106ZM232 107V108H233ZM46 108V107H45ZM81 108V106H80ZM89 108V107H88ZM88 108H85V109H88ZM91 108V107H90ZM100 106L97 108V110L100 112L101 114V109L103 108H100ZM114 108V107H113ZM47 109V108H46ZM53 109V108H52ZM59 109V108H57ZM73 109V107H72ZM75 109V108H74ZM96 109V107H95ZM103 109V110H104ZM182 109V108H181ZM187 109V108H186ZM39 110V109H38ZM67 110V109H66ZM90 110V109H89ZM96 110V111H97ZM113 110V109H112ZM117 110V109H116ZM51 111V110H50ZM256 111V112H254ZM57 112H59L57 110ZM168 112V111H167ZM179 112V111H177ZM181 112V111H180ZM39 113V112H38ZM69 113V112H68ZM88 113V111H87ZM111 113V112H110ZM113 113H114V110H113ZM153 113V114H152ZM182 113V112H181ZM187 113V112H186ZM195 113V112H194ZM239 113V114H238ZM42 114V113H41ZM59 114V113H58ZM62 114V113H61ZM117 114V113H115ZM151 114V115H150ZM164 114V113H163ZM177 114V113H175ZM242 115V120L243 121H239L241 120L240 118H238L239 115ZM43 115V114H42ZM64 115V114H63ZM68 115V114H67ZM109 115V114H108ZM179 115V113H178ZM192 115H194L192 113ZM102 116V114H101ZM115 116L117 115H112V116H103L104 117V121L106 122V118L108 117H112L113 120L115 119ZM171 116V114L169 115ZM186 116V115H185ZM249 116V117H248ZM62 117V116H61ZM59 117V118H61ZM65 117V116H64ZM84 116H81V118H83ZM163 117V116H161ZM192 117V116H191ZM88 118V117H87ZM85 118V119H87ZM189 118V117H188ZM62 119V118H61ZM60 119V120H61ZM84 119V118H83ZM94 119V118H92ZM109 119V118H108ZM127 119V120H128ZM248 119V121H247ZM59 120V121H60ZM88 120V119H87ZM101 120V119H99ZM113 121L111 122V125L107 124L108 126H111L112 127V124H115V122L117 121ZM125 120V121H127ZM156 120V119H155ZM154 121V120H153ZM157 121V120H156ZM161 121V120H160ZM236 121H239V125H235ZM62 122V121H60ZM74 122V121H73ZM94 122V121H93ZM130 122V121H129ZM155 122V121H154ZM158 122V121H157ZM205 125H212L208 128H206L204 126ZM256 122H257V125H256ZM103 123V122H101ZM134 123V122H133ZM134 123V124H135ZM153 123V122H152ZM91 124V123H90ZM172 124V123H171ZM241 124V125H240ZM100 125V123H99ZM98 125V126H99ZM102 127L105 126V128L107 129V125L104 123L101 124ZM123 125V124H122ZM127 125V124H126ZM156 125V124H155ZM91 126V125H89ZM87 126V127H89ZM160 126V125H159ZM8 128H10L12 131V126H9V124L6 126ZM6 127H2L0 128V155L2 157V161L3 163L5 162L6 165L8 164H15L17 165L16 167V173H12L11 171H14L12 170V166L9 165V166H5L4 164V167L3 164L0 166V177H10L9 180H12V178L14 179L12 182H9V183H2L0 184V186H2L1 188H3L2 190H8V192L12 195V196H15L17 197V194H21L20 193V190L23 191V185H24V182L21 178H25L23 177V175L27 176L29 175L30 178H33L32 176H35V174H38V173H41V171L44 172V169L43 167L40 168V166H44L45 165L48 167L49 165V169L50 170H54V171H57V173L60 174L53 179V175H52V172L49 171L47 169V173H50L49 176H51V179H50V187H48L47 189H45V192L48 194L49 191H51V189H55L56 190V193H55V207L56 209L59 211L60 210V214H58L57 216V219L59 222L63 221L65 219L64 216H67V215H64L62 216L65 208H67V201L69 200L68 196L72 193L74 194V191H76L79 187H83L84 183L86 182L88 184V187H91L92 190L94 191L93 195L92 193H90L89 191H87L89 194L86 195V198L85 200H90V203H92V205L94 206V209L96 210L95 212V216H99L100 218L103 217L105 222L107 223L108 219L110 218V227H113V226H118V232H120L119 234H116L114 232V235H108L106 234L104 237H102L101 239V242H99L98 244H95L94 245V241L95 239L89 237L90 240H84V242L86 241L88 246H85L86 247H81L80 250L82 249L83 253L82 255L78 256V257H74L75 255L73 254V260L77 259V258H80L82 259V257H84V260H82V262H76V264H88V262H91V261H95L94 263L97 262V264H101V263H106V264H119V261H118V255L119 252H123L125 251V249L128 247H124L122 244L123 243H118V240L120 239V237H125L124 235H121L122 233H129L131 230H132V227L136 228V229H139L140 227H144V225L147 223V221L149 219H147L146 221L144 220L143 218V221L144 223H141L139 224L138 222H136V220L134 219V221L132 222V218L130 216V214L133 215V213L135 212L133 209L132 211L128 208V201L131 197L134 196V194L137 192L136 195H141L142 196H137V204H138V208H137V211L139 213H141L142 215H144L145 217H150L152 218V216L154 215V218L156 219L157 216H166L167 217V222H168V225L171 226L169 227V240L167 242V245L169 246V248L171 247L174 251L176 252H179V253H184V250H181V248H188L187 246L193 248V250L197 247V246H200L201 243L197 242L195 239L192 238V234L194 232H192V230H194L197 226H202V227H205L207 226V229H210V224L208 223V221H205L206 217H202V211H201V214H196V216L193 214V210L195 211V207H196V211L198 209H200L203 205V201L207 198H210L214 195V193L220 191L215 189V185H213L210 181H209V178H202V177H197V176H194L193 173L187 169V160H185V162H183V168L187 171L184 172L180 167L182 166L180 163H175L173 162L172 165H169L168 164V159L165 157L164 160H165V163H159V165L155 168L156 165H152V164H144V163H141V164H136L135 162L132 163V169L131 171H125V174L124 175L122 173V171H118L116 170V164L118 165L117 167L119 166H128L127 164H130V159L128 158V156H125L127 154H124L125 151H122L124 152L123 153V156H118V162L115 161L113 158L109 157L107 154H105V147L104 148H101V147H98V148H95V147H91V148H84L82 146H77V145H74L73 148L75 149H72L71 153H69L70 151H67V153L69 154H66L65 157L63 156H58L61 152H59L58 155H56L57 153H55L52 157H51V154L49 152H47L46 150V145L44 146H40L39 144L36 145L33 144V138L31 140H28V137L25 138V136H23V133H21V135H17L16 136L14 135V137L10 136V131L6 129ZM84 127V125H83ZM86 127V126H85ZM86 127V128H87ZM93 127V125H92ZM114 127V126H113ZM135 126H133L134 128ZM164 127V126H163ZM162 127V128H163ZM67 128V127H66ZM82 128V127H81ZM100 128V127H99ZM122 128V127H121ZM132 128V127H131ZM161 128V129H162ZM173 128V126H172ZM171 128V129H172ZM101 129V128H100ZM104 129V130H106ZM115 129V128H114ZM126 129V128H125ZM136 129V128H135ZM134 129V130H135ZM158 129V128H157ZM166 129V128H165ZM182 129V130H181ZM19 128L16 130L18 131ZM120 130V129H119ZM127 130V129H126ZM139 130V129H138ZM143 130V128H142ZM149 130V129H148ZM52 131V129H51ZM56 131V130H55ZM77 131V130H76ZM79 131V130H78ZM84 131V130H83ZM94 131V130H93ZM114 131V130H112ZM128 131V130H127ZM126 131V132H127ZM146 131V130H145ZM152 131V129H151ZM156 131V130H155ZM163 131V130H161ZM171 131V130H170ZM22 132V131H21ZM59 134V131H57ZM107 132V131H106ZM166 132V131H165ZM172 132V131H171ZM251 132V131H250ZM38 133V131H37ZM54 133V132H53ZM111 133V132H109ZM108 133V134H109ZM125 133V132H124ZM133 133V132H131ZM177 133V134H178ZM36 134V133H35ZM119 134V133H118ZM116 134V135H118ZM129 135V133H126ZM125 134V135H126ZM146 134V133H145ZM150 134V133H149ZM175 134V133H174ZM176 134V135H177ZM182 134V133H181ZM180 134V136H181ZM184 134V133H183ZM252 134V133H250ZM74 135V134H73ZM106 135V134H105ZM111 134H109V137H110ZM114 135V134H113ZM112 135V136H113ZM123 135V134H122ZM138 135V134H137ZM167 135V134H166ZM173 135V134H172ZM69 136V135H68ZM108 136V135H107ZM120 136V135H119ZM142 137V141H145L143 139H145L143 137V135H141ZM156 136V135H155ZM175 136V135H174ZM179 136V137H180ZM17 137V139H16ZM58 137V136H57ZM100 137V136H99ZM114 137V136H113ZM138 137H140L138 135ZM192 137V136H191ZM190 137V138H191ZM253 137V136H252ZM258 137V136H257ZM256 137V138H257ZM53 138V137H52ZM86 138V137H85ZM98 138V137H97ZM102 138V137H101ZM99 138V139H101ZM107 138V137H106ZM117 138V137H116ZM129 138V137H126V139ZM136 138V137H135ZM182 138V136H181ZM193 138V137H192ZM255 138V139H256ZM66 139V138H65ZM64 139V140H65ZM95 139V138H94ZM113 139V138H112ZM111 139V140H112ZM115 139V138H114ZM173 139V138H172ZM63 140V139H62ZM119 140L121 141V139L119 138ZM129 140V139H127ZM161 140V139H160ZM159 140V141H160ZM258 140V138H257ZM53 141V140H52ZM58 141V140H57ZM107 141V140H106ZM105 141V142H106ZM117 141V139H116ZM119 141V142H120ZM130 142H132L131 140H129ZM135 141V140H134ZM137 141V140H136ZM141 141V140H140ZM176 141V140H175ZM186 141V140H185ZM51 140L48 142L50 143ZM62 142V141H59V143ZM64 142V141H63ZM62 142V143H63ZM78 142V141H77ZM109 142V141H108ZM124 142V141H123ZM121 142V146H122V143ZM129 142V143H130ZM146 142V141H145ZM150 142V141H149ZM179 142V141H178ZM191 142V141H190ZM198 142V141H197ZM48 143H45V144H48ZM54 143V142H53ZM81 143V141H80ZM112 143V142H111ZM136 143V142H134ZM148 143V141H147ZM196 143V142H195ZM199 143V142H198ZM196 143L199 147V144ZM66 144V143H65ZM68 144V142H67ZM137 144V143H136ZM135 144V145H136ZM200 144V146H201ZM57 145V143H56ZM55 145V149H58V150H61L62 149V146H57L56 147ZM109 146V144H107ZM116 145V144H115ZM119 145V143H118ZM139 145V144H138ZM141 145V144H140ZM187 145H190V144H187ZM255 145V147H254ZM53 146V145H51ZM68 146V145H67ZM107 146V147H108ZM117 146V145H116ZM137 146V145H136ZM150 146V145H149ZM186 146V145H185ZM253 147L252 150H250V147ZM50 147V145H49ZM66 147V146H65ZM118 147V146H117ZM134 147V146H133ZM207 148V146H202L201 148ZM230 147H232V149H230ZM111 148V147H110ZM128 148V147H127ZM126 148V150H128ZM130 148V147H129ZM163 148V147H162ZM161 148V149H162ZM165 148V147H164ZM204 148L202 149L204 151ZM54 149V150H55ZM154 149V148H153ZM200 150V147L198 148ZM57 150V151H58ZM113 150V148H112ZM130 150V149H129ZM132 150V149H131ZM172 150V149H170ZM115 150H113L114 152ZM120 151V150H119ZM137 151V150H136ZM144 151V150H143ZM156 151V150H155ZM161 151V150H160ZM231 151V152H230ZM75 152H90V155H92V157L87 160L86 162L87 163H90L92 167L95 166L94 163L96 162H100L102 159V157L104 158H108L110 160V162H107L106 160V163L109 164V168L110 167H113V171H110V173L108 175H104V177L100 178L101 180L97 181V180H92L91 178V175L88 174L89 173V170L85 169L84 171L82 170H77V166H78V163L77 161H79V156L76 157L77 161L76 162H72V158L71 159H67L68 157L71 156V154L75 153ZM110 152V151H109ZM131 152V151H130ZM159 152V150H158ZM194 155H197V151H191ZM190 152V153H191ZM200 152V151H199ZM217 152V153H216ZM47 153V154H46ZM118 152H116V155H117ZM147 153V152H146ZM150 153V152H149ZM191 153V155H192ZM65 154V153H62V155ZM130 153H128L129 155ZM143 154V153H142ZM122 155V153H121ZM146 155V154H145ZM187 155V154H186ZM190 155V154H188ZM193 155V156H194ZM213 155V156H212ZM260 155V156H259ZM45 156V157H44ZM148 156V155H147ZM192 156V157H193ZM199 156V154L197 155ZM205 156V155H204ZM215 156V157H214ZM251 156V155H250ZM7 157L9 159H7ZM63 157V158H62ZM67 157V158H66ZM60 158V159H59ZM125 158V161H123ZM191 158V157H190ZM197 158V157H195ZM201 158V157H200ZM199 158V159H200ZM245 158V156L243 157ZM1 159V158H0ZM6 159V160H5ZM59 159V160H58ZM98 159V161H97ZM202 159V158H201ZM66 160H69L68 163H70L72 166H73V172L71 173H64L66 172L65 170V167H66ZM85 160V159H84ZM135 161V159H133ZM140 160V159H139ZM194 160V159H193ZM226 160V159H225ZM241 159L237 160V161H240ZM245 160V159H244ZM19 161H24L25 163H23L22 165L25 166L23 168L20 167V165L17 163ZM49 161V162H47ZM122 161L124 163H122ZM183 161V160H182ZM196 161V160H195ZM195 161H191L189 164H193V165H198ZM220 161V159L218 160ZM222 161V160H221ZM42 162V163H41ZM81 162V161H80ZM104 162V161H103ZM66 163V164H65ZM76 163V164H75ZM82 163V162H81ZM233 163V161H232ZM1 164V163H0ZM208 164V162L206 163ZM13 165V166H15ZM40 165V166H38ZM63 165H65V167H63ZM227 164L223 165V166H226ZM230 165V164H229ZM100 166V165H98ZM103 166V165H102ZM199 166V165H198ZM228 166V165H227ZM222 167V169H218V167L214 166V165H210V167H208V171L207 173L210 174L214 172H221L222 171H226V168ZM261 166V164H260ZM264 166V165H263ZM96 167V166H95ZM94 167V168H95ZM108 167V165H107ZM68 168V167H67ZM99 168V167H98ZM75 169V170H74ZM96 169V168H95ZM107 169V168H106ZM46 170V169H45ZM120 170V169H119ZM241 170V169H240ZM32 171L34 173V175H31L32 174ZM69 171V170H68ZM231 170L229 169V172ZM249 171V170H248ZM107 172V171H106ZM105 172V173H106ZM232 172V171H231ZM240 172L242 171H238L237 174H239ZM46 173V172H45ZM87 174V175H85ZM92 174V173H91ZM232 174V173H231ZM247 173H245L244 171L239 175H243V176H246V178H249L248 175H246ZM46 177L48 174H45ZM45 175H43L45 177ZM262 175V174H261ZM224 176V175H223ZM227 176H230L229 174ZM226 177V175H225ZM212 178V177H211ZM236 178V177H235ZM217 179V178H216ZM30 180V179H29ZM136 180H139V181H143V183H140V182H137ZM232 180V178H231ZM28 181V179H27ZM59 181V183H58ZM222 181V180H221ZM224 181V180H223ZM44 182V181H43ZM253 182V181H252ZM58 183V185L56 186V184ZM45 184V183H44ZM73 184H76L74 188H72V185ZM179 184H181V186H179ZM191 184H194V185H197V187L195 186L194 189H188L186 187H190ZM226 184V183H224ZM28 185V184H27ZM33 185V184H32ZM192 185V186H194ZM34 186V185H33ZM56 186V187H55ZM178 187L180 189H183L180 193V196L178 197V199H176V195L178 194ZM33 188V187H32ZM38 188V187H36ZM136 188L137 191L136 192H132V190ZM172 188V189H171ZM34 190V188H33ZM32 190V191H33ZM36 190V189H35ZM41 191V189H39ZM47 190V191H46ZM83 190V189H82ZM170 191V193H172L170 195V198H169V194L168 191ZM217 190V191H216ZM228 190V193L231 194V191L230 189H226ZM31 191V190H30ZM38 191V190H36ZM38 191V192H40ZM80 191V190H79ZM223 191V190H221ZM250 192H252L251 189H249ZM25 192V191H23ZM44 192V191H43ZM2 193V192H1ZM0 193V194H1ZM8 193V194H9ZM76 193V192H75ZM9 194V195H10ZM36 194V193H35ZM34 194V195H35ZM41 194V193H40ZM44 194V193H43ZM250 194V193H249ZM253 194V193H252ZM260 194V193H259ZM24 195V194H22ZM33 195V194H32ZM33 195V196H34ZM149 195L152 197L151 199H148ZM168 195V196H167ZM218 195V194H217ZM165 196H167L165 198ZM248 196V195H247ZM250 196V195H249ZM259 196V195H258ZM19 197V195H18ZM78 197V196H77ZM84 197V196H83ZM142 197V198H141ZM227 197V196H226ZM251 197V196H250ZM20 198V197H19ZM27 198V197H26ZM135 198V196L133 197ZM5 199V198H4ZM39 199V198H38ZM55 199H52L50 197V194L47 198V200H45V206H46V210L47 211L50 207V204H49V201H52V200H55ZM82 199V198H81ZM253 199V198H252ZM2 200L3 198H0V205L3 207L4 205L2 204ZM211 200V198H210ZM42 201V200H41ZM182 201H185V206L183 208V206L181 204H183ZM227 201V200H225ZM253 201V200H252ZM8 202V201H7ZM84 202V201H83ZM188 202H192L193 205L191 207V205L189 204L188 205ZM42 203V202H41ZM254 203V202H253ZM7 204V203H5ZM14 204V203H13ZM80 204V203H79ZM261 204V203H259ZM41 205V204H40ZM188 205V206H187ZM10 206V205H9ZM31 206V205H30ZM86 206V205H85ZM254 206V205H253ZM256 206V205H255ZM258 208L259 206L261 205H257ZM264 206V205H263ZM0 207V210L1 208ZM91 207L92 206H87V210L86 211V216H83L81 217L79 220H75V217L76 215H73V221H82V220H87L86 217L89 213V211L91 210ZM128 210H127V208ZM264 208V207H263ZM3 210V209H2ZM81 211L83 209H80ZM79 210V211H80ZM254 208L251 209V211H253ZM262 210V209H261ZM10 211V209L8 210ZM257 211V210H256ZM255 211V212H256ZM1 212V211H0ZM83 212V211H82ZM92 212V211H91ZM254 212V213H255ZM3 213V212H2ZM42 213V212H41ZM44 213V212H43ZM78 213V212H77ZM85 213V212H84ZM93 213V212H92ZM253 213V214H254ZM12 211H10L9 213H4L1 215V218H0V235L3 233H5V230L3 231V229L6 227H8V231L11 230L12 231V240H13V246L14 244L16 245V240L20 241L21 240V245L18 248H15L14 246V249L17 251V255L13 258H16L14 259L15 260V263L17 262V258L21 261H24L25 263H28V260H30L31 258H34V259H39V258H42L43 257H49V258H52L53 257V254H55V244H57L55 242V239H54V235L52 234L51 231H53L54 233H58V230L57 228L59 227H56L53 223L56 221L51 223H47L45 222L46 224H44L43 226H37V227H34V226H31L28 227V223L27 225H25L26 223H24L20 229V233L18 234H15V229H17V224L15 223L16 220L13 219V216H12ZM38 214V213H36ZM40 214V213H39ZM66 214V213H65ZM251 214V213H250ZM260 214H263V212H261ZM26 215V214H25ZM28 215V214H27ZM42 215V214H40ZM85 215V214H84ZM92 215V214H91ZM255 215H258V213ZM71 216V215H70ZM94 216V215H93ZM143 216V217H144ZM205 216V215H204ZM208 216V215H207ZM264 216V214L262 215ZM29 217V216H28ZM38 217V216H37ZM55 217V216H54ZM135 217V215H134ZM133 217V218H134ZM139 216H137L138 218ZM40 218V217H39ZM56 218V217H55ZM67 218V217H66ZM85 218V219H84ZM136 218V217H135ZM29 219V218H27ZM69 219V217L67 218ZM155 219L153 221H155ZM26 220V219H25ZM45 220H46V217H45ZM103 220V219H102ZM152 220V219H151ZM256 219H254V225L257 226V223L258 221H255ZM37 221V220H36ZM49 221V220H48ZM205 221V222H204ZM38 222H41L42 221H38ZM57 222V223H59ZM73 222V223H75ZM85 222V221H84ZM141 222V221H140ZM163 222V221H162ZM161 222V223H162ZM257 222V223H256ZM19 223V222H18ZM33 223V222H32ZM39 223V224H41ZM56 223V222H55ZM87 223V221H86ZM149 223V222H148ZM34 224V223H33ZM97 224V223H96ZM118 224V225H116ZM160 224V223H159ZM59 224H57L58 226ZM71 225V224H70ZM106 225V224H105ZM158 225V224H157ZM74 226V225H73ZM102 225L98 222V225H96V229H95V232H94V237L96 235H100L99 233L102 232ZM109 226V225H107ZM63 228V226H61ZM115 228V227H114ZM133 228V229H134ZM64 229V228H63ZM70 229V228H69ZM82 229V228H80ZM110 229V228H109ZM204 229V228H203ZM15 231V232H14ZM69 231V230H68ZM88 231V230H87ZM105 231V230H104ZM51 232V233H50ZM66 232V231H65ZM84 232V231H83ZM10 233V231H9ZM17 233V232H16ZM50 233V234H49ZM60 233V231H59ZM77 233V232H76ZM205 233V232H204ZM67 235V232L65 233ZM84 234V233H83ZM165 234V233H164ZM61 235V233H60ZM185 235V236H184ZM9 236V237H11ZM64 236V235H63ZM68 236V235H67ZM80 236V235H79ZM189 236V237H188ZM60 237V236H59ZM62 237V236H61ZM60 237V238H61ZM71 237V236H70ZM69 237V239H70ZM73 237H74V234H73ZM97 237V236H96ZM131 237V236H129ZM161 237V236H160ZM201 237V236H200ZM222 237H224V234L222 235ZM81 238V237H80ZM127 238V237H125ZM124 238V239H125ZM149 238V237H148ZM158 238V237H157ZM168 238V237H167ZM204 238V237H203ZM263 238V240H262ZM261 238V242H260V252L262 254H264V236ZM57 239V238H56ZM98 239V238H97ZM154 239V238H153ZM9 239H8V236H6V238H0V247L2 246V244H7L5 242H7ZM11 240V239H10ZM66 240V238H65ZM72 240V238H71ZM70 240V241H71ZM74 240V239H73ZM82 240V238H81ZM80 240V241H81ZM110 240V241H109ZM59 241V240H58ZM61 241V240H60ZM59 241V242H60ZM63 241V240H62ZM125 241H128V238L125 240ZM66 242V241H65ZM122 242V241H121ZM156 240L154 241V243L156 244ZM47 243L49 244H52V246L49 247H46ZM55 243V244H54ZM63 242H61L60 244H62ZM67 243H68V237H67ZM70 243V242H69ZM76 243V242H75ZM78 243V242H77ZM159 243V242H158ZM18 244H20L18 242ZM79 244V243H78ZM127 244V243H126ZM151 244V245H150ZM64 245V243L62 244ZM83 245V244H82ZM128 245H131V244H128ZM133 245V244H132ZM195 245V246H194ZM68 246V245H67ZM150 250L152 249L153 247V243H149V245H147ZM202 246V244H201ZM57 247V246H56ZM66 247V246H64ZM63 247V248H64ZM78 247V246H77ZM58 248V247H57ZM168 248V249H169ZM12 249V251L14 250ZM77 249V248H76ZM64 250V249H63ZM14 251V252H16ZM132 251V250H131ZM87 252V254L85 253ZM72 253V252H71ZM126 253V252H124ZM2 254V253H1ZM12 254L13 253H9V255L7 256L8 258L4 257V256H0V263H4V264H7L9 261H12L10 257H12ZM76 254V253H75ZM78 254H80L78 252ZM155 254V253H154ZM77 255V254H76ZM186 255V253H185ZM163 256V255H162ZM70 257V256H69ZM104 258V259H100V258ZM216 257V256H215ZM168 257H166L167 259ZM174 257H171L169 258L168 262L169 263H172L174 264V262H172V259ZM165 259V260H166ZM79 260V259H78ZM111 260V262H110ZM147 260V259H146ZM215 260V259H214ZM193 261V260H192ZM217 261V260H215ZM214 261V262H215ZM20 262V261H19ZM18 262V264H20ZM180 262V261H179ZM178 263V262H177ZM181 263V262H180ZM179 263V264H180ZM11 264V263H10ZM56 264V263H55ZM62 264V263H61ZM64 264V262H63ZM91 264V263H90ZM93 264V263H92ZM264 264V260H263V263Z\"/></svg>",
	"mask_w": 264,
	"mask_h": 264
},
{
	"label": "crops",
	"instance_id": "0c3cea01",
	"mask_svg": "<svg viewBox=\"0 0 264 264\" xmlns=\"http://www.w3.org/2000/svg\"><path fill=\"white\" fill-rule=\"evenodd\" d=\"M248 192H250V191L248 190ZM259 205H261V206H259V208L263 207V204H259ZM256 210H257V208H255V211ZM243 224H247L248 225V223H243ZM116 225H118V224H116ZM107 227L110 228V224ZM113 227L116 228V226H113ZM248 227H249V225H248ZM133 228L134 227H132V230H133ZM140 228H143V229L147 228L145 230V232H150L149 231L150 229H149V226H148L147 223L144 225V227L142 226ZM139 229H135L133 231L137 232ZM132 230L129 233H122L121 234V235H124L125 237H127L128 241H125L127 238H125L123 236L120 237V239L118 240L119 244L123 243L122 245L124 247L128 246L125 249V251H123L122 253L129 251V249H130V252H131V250L133 251L134 249H138L136 247V245H135V243L138 244V241H135V243H134V237H133V233H132L133 231ZM107 231H109V230H106L105 235L107 234ZM256 231H257V229L250 230L252 235H256L257 234ZM115 233L119 234L120 232H115ZM224 234H225V236L222 237L223 234L221 235L220 232L218 233V232L214 231L212 229V227H210V229L204 228V230H202V233H200V236H201V238L203 240V245L200 248H195V252H194V260H195L196 264L199 263L198 259H199L200 255H201V263L202 264H252L253 262H251V260H252V256L253 255L258 256V260L260 259V255H263L260 252V249H259L260 244L257 247H255V248L258 249L257 252H254L252 250L253 246H251L249 243L246 244V242L243 243L241 246L232 245V244L230 246V245L225 244L224 240H225V242H227L226 240H229V234H227L226 232H224ZM129 236H131V237H129ZM150 238H151V236H150ZM150 238H146V244H144L145 249H150L147 246V245H149V243H152L153 241L156 240L157 241L156 244H157L158 241H159V239H155V240L152 241ZM260 242H261V238H260ZM128 244H131V245H128ZM163 244H164L163 246L169 252H170V250H173L171 247H170V250L168 249L169 246L167 245V241H165V243H163ZM141 246L143 247V245H141ZM80 251L83 253L82 250H80ZM80 251H79L80 254H78L77 257L82 255V253ZM118 252H119V254H121V252L119 250H118ZM169 252H168V254H169ZM145 253H146V256L152 258L154 253H156V250L155 251L153 249L147 250V251H145ZM164 254H165V250L163 249V256H164ZM179 254H182V253H179ZM172 257H175V256H172ZM214 259L217 260V261H215ZM82 260H84V257H82V259H80V258H77L75 260H71L70 259L69 264H76V262H82ZM118 261H119V264H124V262H122L121 260L118 259ZM260 261H259V263H260ZM110 262H111V260H110ZM152 262H153V259H152ZM51 263L54 264L55 261H52ZM167 263H169V262L167 261ZM66 264H68V263H66ZM133 264H139V263H138V261L134 260ZM170 264H172V263H170Z\"/></svg>",
	"mask_w": 264,
	"mask_h": 264
},
{
	"label": "water",
	"instance_id": "95a60500",
	"mask_svg": "<svg viewBox=\"0 0 264 264\" xmlns=\"http://www.w3.org/2000/svg\"><path fill=\"white\" fill-rule=\"evenodd\" d=\"M234 63H236V62H234Z\"/></svg>",
	"mask_w": 264,
	"mask_h": 264
}]
</instances>
